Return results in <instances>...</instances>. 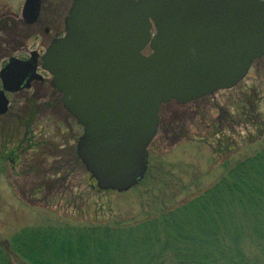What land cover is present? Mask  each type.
I'll return each mask as SVG.
<instances>
[{"label": "water", "instance_id": "obj_1", "mask_svg": "<svg viewBox=\"0 0 264 264\" xmlns=\"http://www.w3.org/2000/svg\"><path fill=\"white\" fill-rule=\"evenodd\" d=\"M40 4L25 0L28 24ZM64 23L41 68L82 126L75 152L102 191H127L144 178L162 104L230 89L264 56V0H72ZM36 67L31 52L0 70V114L6 91L41 78Z\"/></svg>", "mask_w": 264, "mask_h": 264}, {"label": "rangeland", "instance_id": "obj_2", "mask_svg": "<svg viewBox=\"0 0 264 264\" xmlns=\"http://www.w3.org/2000/svg\"><path fill=\"white\" fill-rule=\"evenodd\" d=\"M70 1L42 0L41 16L53 13L62 20ZM23 2L0 0V10L19 14ZM35 28L30 25L28 34ZM34 35L27 40L26 54L39 48ZM9 97L10 118H0V242L24 227L84 224L111 215L142 217L147 204L160 199L178 204L212 185L235 161L264 147V58L254 61L233 88L161 110L148 160L162 183L139 184L122 193L91 187L89 174L74 155L82 128L48 82ZM221 120L220 138L233 149L215 153L213 131Z\"/></svg>", "mask_w": 264, "mask_h": 264}, {"label": "trees", "instance_id": "obj_3", "mask_svg": "<svg viewBox=\"0 0 264 264\" xmlns=\"http://www.w3.org/2000/svg\"><path fill=\"white\" fill-rule=\"evenodd\" d=\"M168 106L182 105L160 111ZM220 128L215 153L233 149ZM158 176L149 158L140 185L161 184ZM151 204L139 218L24 227L0 242V264H264V147L186 200Z\"/></svg>", "mask_w": 264, "mask_h": 264}, {"label": "flooded vegetation", "instance_id": "obj_4", "mask_svg": "<svg viewBox=\"0 0 264 264\" xmlns=\"http://www.w3.org/2000/svg\"><path fill=\"white\" fill-rule=\"evenodd\" d=\"M71 3L72 0L70 1V5L66 10V14L64 15L63 19L59 20L53 13H48V15H45L44 17L41 16V0L37 19L31 24H28L22 15L23 4L19 14L13 11H11V13L10 11L3 12L2 9L0 10V70L9 62L11 58L27 60L30 53L35 52L37 57L36 73L41 76V78L39 79L31 80L29 88H22L14 93L5 92L9 100V106L8 110L5 113L0 114V118H10L9 111L11 101L9 95L19 94L25 90L33 89L35 88L37 83L41 84L44 82H48V84L52 87V93H56L60 100V93L53 87L51 83V78L49 79V77H43V74L48 75V73L41 68L40 56L43 54V52L53 40L62 37L65 34L66 30L64 21L66 15L70 10ZM30 25L36 26L31 35L35 33L36 36L34 35L33 40L35 41L36 45L39 46V48L31 50L28 54H26V43L29 37H31V35L28 34V28ZM12 51L15 53L14 55L11 54ZM1 87L2 85L0 81V89Z\"/></svg>", "mask_w": 264, "mask_h": 264}]
</instances>
